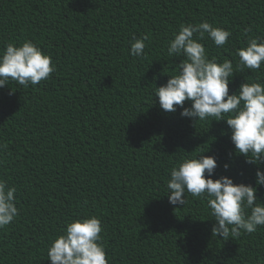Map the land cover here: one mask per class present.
Returning <instances> with one entry per match:
<instances>
[{
  "label": "trees",
  "instance_id": "1",
  "mask_svg": "<svg viewBox=\"0 0 264 264\" xmlns=\"http://www.w3.org/2000/svg\"><path fill=\"white\" fill-rule=\"evenodd\" d=\"M205 20L232 33L223 48L205 35L209 58L235 66L236 49L264 38V0H0V49L32 40L57 68L38 85L0 88V179L19 209L0 230V264H51L49 242L86 213L102 220L109 264H264V226L222 241L205 201L167 197L169 170L202 151L216 158L214 180H255L224 121L193 125L153 98L183 59L167 54L173 33ZM144 34L146 57L131 56ZM257 79L264 66L237 70L229 94ZM256 195L264 204V187Z\"/></svg>",
  "mask_w": 264,
  "mask_h": 264
},
{
  "label": "clouds",
  "instance_id": "2",
  "mask_svg": "<svg viewBox=\"0 0 264 264\" xmlns=\"http://www.w3.org/2000/svg\"><path fill=\"white\" fill-rule=\"evenodd\" d=\"M250 31L245 29V33ZM205 35L215 46L223 48L232 33L206 20L181 24L167 43V54L183 59L166 83L155 87L153 98L165 112L174 113L179 108L181 118L190 119L193 125L196 121H208L210 127L213 120L224 121L234 153L257 167L254 184H237L228 176L214 180L216 158L203 155L202 151L183 157L169 170V203L183 206L186 193L205 201L215 221L211 236L226 241L242 233L252 234L258 226H264V204L256 195L258 187H264V170L259 167L264 163V82L244 80L237 91L229 94V84L237 70L258 71L264 66V38L251 37L244 47L236 49L234 66L230 59L221 62L217 57L209 58L201 42ZM148 40L147 34L133 35L129 54L145 58ZM56 70L52 57L32 40L8 42L0 49V88L12 82L25 88L35 86L48 80ZM185 101L190 106L185 107ZM0 150L7 151V143L0 142ZM223 168L227 170L229 165L225 163ZM16 192L14 185L0 179V230L19 215ZM102 232V220L96 214L86 213L66 221L62 232L49 242L47 259L51 264H109Z\"/></svg>",
  "mask_w": 264,
  "mask_h": 264
}]
</instances>
